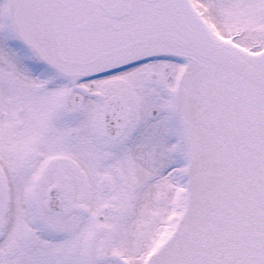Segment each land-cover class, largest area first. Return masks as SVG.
<instances>
[{"label":"snow or ice","instance_id":"1","mask_svg":"<svg viewBox=\"0 0 264 264\" xmlns=\"http://www.w3.org/2000/svg\"><path fill=\"white\" fill-rule=\"evenodd\" d=\"M0 264H264V0H0Z\"/></svg>","mask_w":264,"mask_h":264}]
</instances>
